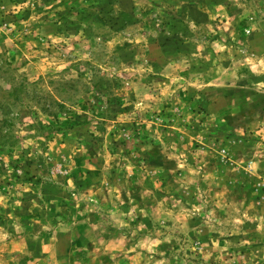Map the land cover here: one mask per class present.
Here are the masks:
<instances>
[{
  "label": "rangeland",
  "instance_id": "rangeland-1",
  "mask_svg": "<svg viewBox=\"0 0 264 264\" xmlns=\"http://www.w3.org/2000/svg\"><path fill=\"white\" fill-rule=\"evenodd\" d=\"M0 264H264V0H0Z\"/></svg>",
  "mask_w": 264,
  "mask_h": 264
}]
</instances>
